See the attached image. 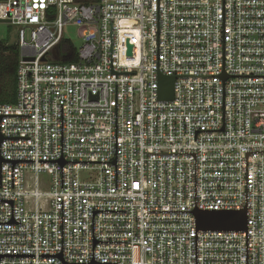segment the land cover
<instances>
[{
	"label": "built area",
	"instance_id": "built-area-1",
	"mask_svg": "<svg viewBox=\"0 0 264 264\" xmlns=\"http://www.w3.org/2000/svg\"><path fill=\"white\" fill-rule=\"evenodd\" d=\"M0 23V264H264V0H0Z\"/></svg>",
	"mask_w": 264,
	"mask_h": 264
},
{
	"label": "water",
	"instance_id": "water-1",
	"mask_svg": "<svg viewBox=\"0 0 264 264\" xmlns=\"http://www.w3.org/2000/svg\"><path fill=\"white\" fill-rule=\"evenodd\" d=\"M131 47L128 46V55ZM175 77L158 76V99L162 101L173 100ZM197 230L202 231H243L246 229V211L212 212L194 211Z\"/></svg>",
	"mask_w": 264,
	"mask_h": 264
},
{
	"label": "trees",
	"instance_id": "trees-1",
	"mask_svg": "<svg viewBox=\"0 0 264 264\" xmlns=\"http://www.w3.org/2000/svg\"><path fill=\"white\" fill-rule=\"evenodd\" d=\"M65 54L64 62L75 60L73 45L63 41L61 44ZM18 59V49L12 46L0 45V104H13L15 102L16 89V65Z\"/></svg>",
	"mask_w": 264,
	"mask_h": 264
},
{
	"label": "rangeland",
	"instance_id": "rangeland-1",
	"mask_svg": "<svg viewBox=\"0 0 264 264\" xmlns=\"http://www.w3.org/2000/svg\"><path fill=\"white\" fill-rule=\"evenodd\" d=\"M86 31L85 27H77L75 25H68L64 28V37L69 39L72 45L79 49L82 45V38L83 33ZM15 33L16 27L11 25L0 23V39L2 40L3 44L12 46L15 43ZM41 185L44 188L50 186V177L48 174H43L40 176Z\"/></svg>",
	"mask_w": 264,
	"mask_h": 264
}]
</instances>
